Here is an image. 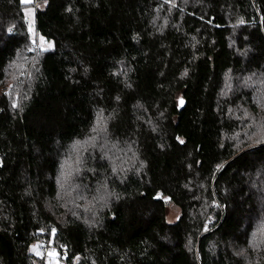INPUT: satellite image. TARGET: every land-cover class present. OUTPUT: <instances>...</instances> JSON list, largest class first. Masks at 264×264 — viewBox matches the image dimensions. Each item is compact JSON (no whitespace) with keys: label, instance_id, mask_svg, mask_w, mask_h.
<instances>
[{"label":"trees","instance_id":"obj_1","mask_svg":"<svg viewBox=\"0 0 264 264\" xmlns=\"http://www.w3.org/2000/svg\"><path fill=\"white\" fill-rule=\"evenodd\" d=\"M36 3L0 0V264H264V0Z\"/></svg>","mask_w":264,"mask_h":264},{"label":"rangeland","instance_id":"obj_2","mask_svg":"<svg viewBox=\"0 0 264 264\" xmlns=\"http://www.w3.org/2000/svg\"><path fill=\"white\" fill-rule=\"evenodd\" d=\"M21 1L23 3H25L24 0H21ZM34 2L36 3V0H29V2H27L26 4H32ZM39 6H40L39 3H36L35 6L30 5V7L26 10V16H27V20L29 22V28H30L31 32L33 33L34 38L37 40H38V37L34 31L35 30V23H36V17H35L36 10L35 9L39 8ZM168 213H169L168 214V221L174 222L179 215V210H178V208L170 205ZM30 251H31V253H35L37 255L43 254L39 250V243L38 242H35L30 246ZM46 255H47V264H65L64 262L59 260L58 254L52 253L49 249L46 250Z\"/></svg>","mask_w":264,"mask_h":264},{"label":"built area","instance_id":"obj_3","mask_svg":"<svg viewBox=\"0 0 264 264\" xmlns=\"http://www.w3.org/2000/svg\"><path fill=\"white\" fill-rule=\"evenodd\" d=\"M33 48L34 49H37L38 48V46H37L36 43H34ZM209 223L210 222H207L205 224V229H208L209 228ZM46 248L49 249L52 253H56V254L58 253L57 250L54 247L50 246V245H48Z\"/></svg>","mask_w":264,"mask_h":264},{"label":"snow or ice","instance_id":"obj_4","mask_svg":"<svg viewBox=\"0 0 264 264\" xmlns=\"http://www.w3.org/2000/svg\"><path fill=\"white\" fill-rule=\"evenodd\" d=\"M24 2L27 3V2H29V0H24ZM181 103H182V101H181ZM181 143H183V141H181Z\"/></svg>","mask_w":264,"mask_h":264}]
</instances>
